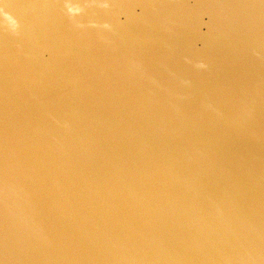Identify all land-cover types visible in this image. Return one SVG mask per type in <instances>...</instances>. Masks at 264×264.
<instances>
[{
	"label": "water",
	"instance_id": "1",
	"mask_svg": "<svg viewBox=\"0 0 264 264\" xmlns=\"http://www.w3.org/2000/svg\"><path fill=\"white\" fill-rule=\"evenodd\" d=\"M0 264H264V0H0Z\"/></svg>",
	"mask_w": 264,
	"mask_h": 264
}]
</instances>
